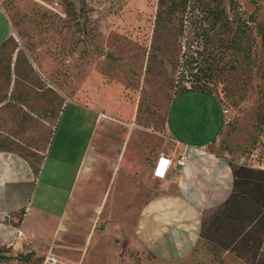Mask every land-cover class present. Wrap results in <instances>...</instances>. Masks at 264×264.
<instances>
[{
    "label": "rangeland",
    "instance_id": "obj_1",
    "mask_svg": "<svg viewBox=\"0 0 264 264\" xmlns=\"http://www.w3.org/2000/svg\"><path fill=\"white\" fill-rule=\"evenodd\" d=\"M179 2L0 0V40L11 31L0 45V150L35 168L42 160L35 209L51 196L60 209L89 145L67 213L44 224L49 236L24 228L25 211L0 216V264H264L256 227L230 248L201 239L172 260L122 246L146 198L92 196L110 188L115 163L120 176L136 158L138 181L155 157L182 165L176 141L188 130L234 166L264 169V0ZM193 82L213 95L178 92Z\"/></svg>",
    "mask_w": 264,
    "mask_h": 264
},
{
    "label": "crops",
    "instance_id": "obj_2",
    "mask_svg": "<svg viewBox=\"0 0 264 264\" xmlns=\"http://www.w3.org/2000/svg\"><path fill=\"white\" fill-rule=\"evenodd\" d=\"M1 11L6 16L0 6V14ZM10 32L0 40V43L9 37ZM102 117L105 115L99 111L94 122L100 123ZM59 123L60 119L56 125ZM188 131L191 133L186 135L188 139L176 141L178 155L184 156L182 165L176 166L175 160L178 157L174 158L170 154L161 155L171 160L165 176L154 175L158 158L155 157L151 172L148 174L144 166V174H140L138 181L137 166L135 165L136 168L133 166L138 162L134 158L126 165L120 176H118L120 168L116 170L118 165L116 163L111 165L113 170L109 181L110 188L104 191L93 189L92 192L95 198L105 196L112 200H128L140 196L146 198L137 208L134 224L130 227L132 230L127 228L128 236L125 242L131 249L146 252L155 259L163 257L165 260H172L187 257L201 240L199 232L203 217L221 204L231 191L232 171L226 154H216L213 148H210V141L202 143L189 141V138L195 140L193 139L195 130ZM215 138L216 141L219 135ZM88 150L89 145L74 165L69 191L58 210L52 208L56 203L53 196L48 198L47 206L44 205L40 209L33 207L32 196L39 172L35 173L30 163L19 154L0 150V216L11 217L24 210L22 221L24 228L34 235L49 236L50 231L44 224L52 222L55 229L57 223L67 213ZM149 178L156 181L151 190H148Z\"/></svg>",
    "mask_w": 264,
    "mask_h": 264
},
{
    "label": "trees",
    "instance_id": "obj_3",
    "mask_svg": "<svg viewBox=\"0 0 264 264\" xmlns=\"http://www.w3.org/2000/svg\"><path fill=\"white\" fill-rule=\"evenodd\" d=\"M186 1L180 0L177 6L184 5L186 7ZM5 41L1 42L0 45ZM261 47L262 53H264V35H261ZM15 65L16 63L13 67ZM193 83V86L183 88L178 92L192 89L210 92L202 85L195 86L196 82ZM261 97L264 98V88L261 89ZM260 111L264 113V106H261ZM260 118L262 121L264 114H261ZM229 164L232 171L231 191L221 204L203 217L199 236L209 243L212 242L220 247L230 248L252 231L253 227H256L257 238L254 246L260 249L262 237H264L262 236L264 235V169L247 165L234 166L230 161ZM30 165L35 173L40 171V166L35 168L32 163ZM22 212L24 210L17 214ZM6 217H10V215H6Z\"/></svg>",
    "mask_w": 264,
    "mask_h": 264
},
{
    "label": "built area",
    "instance_id": "obj_4",
    "mask_svg": "<svg viewBox=\"0 0 264 264\" xmlns=\"http://www.w3.org/2000/svg\"><path fill=\"white\" fill-rule=\"evenodd\" d=\"M177 161L179 163H181L182 162V158L181 157L178 158ZM170 163H171L170 159L165 158L163 156L159 157L157 165L154 168V172H153L154 175L155 176H159V177H163L166 174L167 170L169 169Z\"/></svg>",
    "mask_w": 264,
    "mask_h": 264
},
{
    "label": "water",
    "instance_id": "obj_5",
    "mask_svg": "<svg viewBox=\"0 0 264 264\" xmlns=\"http://www.w3.org/2000/svg\"><path fill=\"white\" fill-rule=\"evenodd\" d=\"M125 245H126V242L124 241L122 246H125Z\"/></svg>",
    "mask_w": 264,
    "mask_h": 264
}]
</instances>
